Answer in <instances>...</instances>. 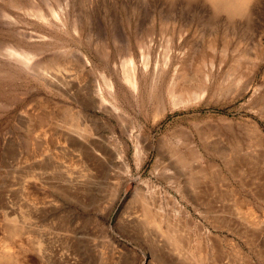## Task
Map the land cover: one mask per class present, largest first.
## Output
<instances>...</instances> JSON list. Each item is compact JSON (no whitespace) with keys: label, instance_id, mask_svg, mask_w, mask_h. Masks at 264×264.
Here are the masks:
<instances>
[{"label":"rangeland","instance_id":"rangeland-1","mask_svg":"<svg viewBox=\"0 0 264 264\" xmlns=\"http://www.w3.org/2000/svg\"><path fill=\"white\" fill-rule=\"evenodd\" d=\"M254 5L252 19L232 22L202 0H0V257L19 254L27 264H161L149 242L157 235L153 213L179 220L163 196L177 199V190L191 192L192 183L195 203L178 201L201 233L235 243L248 264H264V62L245 95L235 99L227 92L235 87L230 71L243 74L255 61L257 39L264 44V0ZM39 11L43 19L35 15ZM142 44L151 46L149 71L140 74L134 93L120 78L121 68L130 58L140 66ZM8 52L29 61L22 65ZM211 57L214 97L189 107L157 106L174 71L184 68L192 76L203 62L209 69ZM154 62L162 72L164 67L159 77ZM53 70L72 78L69 97L39 79ZM102 73L113 81L114 95ZM98 86L125 117L114 116L109 105L83 106ZM71 111L96 116L114 133L76 132ZM190 131L203 153L198 159L230 164L233 197L209 171L180 166L178 149L191 140ZM145 138L151 148L141 159L135 149ZM100 142L109 152L126 153L128 172L116 157L94 166ZM242 201L257 210L255 225L243 220ZM5 228L19 234L11 238ZM183 231L186 246L204 237L196 229ZM183 250L180 257L159 254L167 264H194ZM215 264L241 263L227 255Z\"/></svg>","mask_w":264,"mask_h":264},{"label":"bare ground","instance_id":"bare-ground-1","mask_svg":"<svg viewBox=\"0 0 264 264\" xmlns=\"http://www.w3.org/2000/svg\"><path fill=\"white\" fill-rule=\"evenodd\" d=\"M202 1L207 3L208 6L212 9V11L214 10L217 13H225L227 15L226 17H228V19L229 18H235L236 19L239 17L240 18L243 17V18H246V20H247V18L248 19L251 18L250 10H251L252 6L255 3L259 2V0L258 1L257 0H202ZM31 12H33V11H31ZM35 15L38 16V18H41V19L44 18L42 13H40V11L36 12ZM229 20H231V19H229ZM261 38L257 39L258 41L254 44V47H253L254 54H255L254 55L255 61L253 63H249L248 65L251 64L250 66H248V67L245 66L246 70L244 71V73L243 74L240 73V75H235V73H233L235 68H233L232 70L230 69L231 70L230 73H232L234 75V77H233L234 79H232L231 85H233L235 87L232 89H229V91H227V92L228 93L232 92L231 94L236 93L233 95V97L235 96V99L241 98L249 90V88L252 86L251 85L252 82L256 79L257 73L259 72L260 65L264 62V44H263V41ZM142 46H141L142 52H141V58H140L141 59L140 60V66L136 67L134 65L135 63H133L132 62L133 60L130 58L129 60H123V64L121 63L122 68L120 67L122 69L121 70L122 75L120 78L122 79L124 84L127 86L128 90H130L131 92H134V93L138 92V90L140 88V74L142 75V74L147 73L149 71L148 64L150 62V47L151 46L148 44H147V46L142 44ZM141 47H139V48L141 49ZM164 51H165L164 54H166L165 60L168 61L167 56L170 54V49L167 47ZM210 51H212V50H210ZM224 51L225 50H223V53H225ZM7 55L17 58L18 61L22 65H26L27 62L29 61V57L24 55V54H20V53H16V52L15 53L8 52ZM221 61H222V59H221ZM207 62H209V64H210V65H208V66H210L209 69L206 68L205 63L203 62V65L201 67L199 66L198 68L195 69V71L193 72L194 74L192 76H188L187 72L184 68H181L178 71H174L173 76H171L172 78L170 77L171 79H170L168 85L166 86V90L164 91L165 92L164 96L159 97V100L157 102V106L160 104L161 108H163V109H165L167 106L168 107L170 106L172 108H176V107L179 108V106L189 107L192 105H199L201 103H205L209 100V98H211L212 96L214 97L216 90L215 91L212 90L213 89L212 85H214L213 82H214V78H215V75H214L215 71H214V65H213L214 61H213L212 57L208 58ZM164 64H166V63H164ZM219 66H220V64H219ZM23 67H25V66H23ZM152 69H153L154 77H159L162 74H164V67H163V72H162V69L158 70L157 63H155L153 65ZM61 70L48 71L47 73H43V74L40 72L41 77H39V79L46 86L53 88L55 90H58L62 94H64L65 96L69 97V94H70L69 88L71 87L70 86L71 84L69 85V83H70V80L72 78L70 77L69 74L67 75L66 72H63ZM215 70H217V69L215 68ZM217 71H219V70H217ZM230 73L228 76L231 75ZM38 74H39V72H38ZM189 75H191V73ZM100 79H101L102 84L109 91V93L114 95L115 85H114L113 81L111 79L106 78V76L103 73L100 74ZM243 79H245L244 83H243V81H244ZM242 83H243V85H242ZM241 85H242V87H241ZM257 89L258 88H256V90ZM95 92H96V96H94V95L89 96L88 100L86 101L87 105H85L83 103L84 104L83 106L84 107L85 106H91V107L97 108L98 110L105 109V107H107L109 104L106 102L105 98L103 97V95L101 93V88L98 86L96 88ZM226 94H224V95H226ZM102 107H104V108L101 109ZM109 107H111L110 109H112L113 113H115L114 116H116L118 118L125 117V115L118 109V106L115 107V106L109 105ZM71 115L76 116L75 123L73 125L71 124V126L75 129L76 132H78L80 134H84L87 132L88 133H90V132H93V133L96 132L97 133L101 129H108V130L110 129L114 133V129H115L114 126L110 125L107 122H102L96 116L84 115L80 112H72V111H71L70 116ZM73 118H75V117H73ZM119 127L122 131H124L121 128V126H119ZM250 131H252L255 134V136L258 137L257 139H258L259 143H260V140L263 142L262 137L260 136V133L258 132V129L255 125H252ZM129 133H130V136H132L131 135L132 132H129ZM189 135L191 137V140H189V138H186L185 141L183 140L184 142L181 144V147L178 149L177 154L179 156L178 161L181 164L180 166L186 167V168L190 169V171H192V172H196L198 170L199 171H203V170L209 171L219 181H221V183H224V187H226V188L229 187V185H231V181L229 178L232 176V169L230 167V164L227 161H225L223 158L219 163H212L211 161H208L207 158L206 159L204 158L203 160L198 159L199 157L203 156V153L200 151L199 146L195 143L194 139L192 141V138H194L193 137L194 136L193 131H190ZM199 137H200V135H199ZM136 138H137V136H136ZM262 142H261V144H262ZM100 144H101V148H102V151H101L102 155L100 157H97L99 155H92L91 156V161L94 164V166L100 167V164H102L100 158H102L104 160L105 159L110 160L111 158L116 157L117 162L119 163L120 167L123 168L127 172L129 171V164H128V160L126 157V153L124 151H119L117 153L109 152V149L106 146H103L102 142H100ZM258 146H260V144H258ZM150 148H151V143H150L149 139H147V138L140 139L137 141V145H136V149H135L136 150L135 155H138L139 158L143 159L145 157L146 153L142 152V150L144 151V149L146 150V149H150ZM162 166H163V164H162ZM168 166L171 167L173 165H172V163L171 164L169 163ZM190 184L191 185H188V186L191 189L190 190L191 192H187V190L181 188L182 190H180V189L177 190L178 195H179V197L177 199H176V197H173L172 195H170L168 193H165L163 196V200H164L167 208L173 209L177 213V215H180L179 220L174 221L171 218L170 219L164 218L160 214L153 213L152 221H150L151 222L150 224L154 227V229H155L154 232L157 235H154V237L151 238V240L149 242L151 243L152 246H154V249L156 248L159 251L158 254L156 255V257L160 260L161 264H167V261L163 258V256H161L159 254L160 251H162L163 253L169 252V254L172 256L178 255L180 257V255H179V254H181L180 251H182L184 249V247H185V250H183V251L186 254V256L184 258L186 260H191L192 262H194V264H215V262L217 261V259L219 257L225 256V258H227V255H232L233 258L241 264H248L247 257L241 252V250L238 248V246L235 243H233L229 240H224V239L215 237V236H210V234H208V233L202 234L201 230L199 229V226L194 225V222H193V220L190 219L191 217L189 216L187 211L184 208L183 209L181 208L178 199L179 200H186L191 204L195 203V199H196L195 198V193H196L195 185H193L192 183H190ZM144 186H147L146 188H149V185H144ZM232 189H230V187L227 189V193L229 194V197L234 196V190H232ZM140 194H141V192H140ZM137 195H139V192H137L134 195V197ZM238 207L245 208V210L243 212V220L247 224L255 225L254 223L257 221L258 217L253 216V215L255 214V212H257V210L255 208H253L251 205H249V203H247L246 201L240 202ZM7 211H8L7 207L5 209H3L2 213L4 214V216L7 215ZM144 212H145V214H147V213L149 214L150 213L149 208L146 209V211H144ZM130 228H129V230H130ZM184 228H187V230L196 229L197 233H199L200 235L202 234L204 236L203 239L200 238L195 246H190L189 244H188V246H186L185 245L186 242L182 236V232H184L183 231ZM6 231L11 234V238H15L16 234L17 233L19 234V229L18 230L17 229L16 230L15 229H13V230L12 229H10V230L6 229ZM154 249H153V251H156ZM38 256H39V251H38ZM40 258H42V257H40ZM0 264H27V263L24 260V258L21 257L19 254L4 253L0 257ZM168 264H170V263L168 262Z\"/></svg>","mask_w":264,"mask_h":264}]
</instances>
